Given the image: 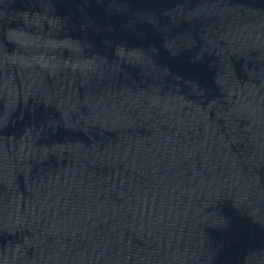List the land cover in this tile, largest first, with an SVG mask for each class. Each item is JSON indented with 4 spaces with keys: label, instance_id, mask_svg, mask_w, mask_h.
<instances>
[{
    "label": "water",
    "instance_id": "95a60500",
    "mask_svg": "<svg viewBox=\"0 0 264 264\" xmlns=\"http://www.w3.org/2000/svg\"><path fill=\"white\" fill-rule=\"evenodd\" d=\"M0 264H264V0H0Z\"/></svg>",
    "mask_w": 264,
    "mask_h": 264
}]
</instances>
